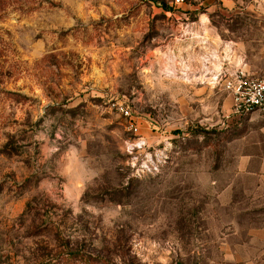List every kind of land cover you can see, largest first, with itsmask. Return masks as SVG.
<instances>
[{"label":"rangeland","instance_id":"374dc122","mask_svg":"<svg viewBox=\"0 0 264 264\" xmlns=\"http://www.w3.org/2000/svg\"><path fill=\"white\" fill-rule=\"evenodd\" d=\"M239 70L264 0H0V264H264Z\"/></svg>","mask_w":264,"mask_h":264},{"label":"built area","instance_id":"2783aa9c","mask_svg":"<svg viewBox=\"0 0 264 264\" xmlns=\"http://www.w3.org/2000/svg\"><path fill=\"white\" fill-rule=\"evenodd\" d=\"M225 88L232 97V116L240 118L264 111V73L255 76L239 70L226 78ZM125 116L130 117V113L125 112Z\"/></svg>","mask_w":264,"mask_h":264}]
</instances>
